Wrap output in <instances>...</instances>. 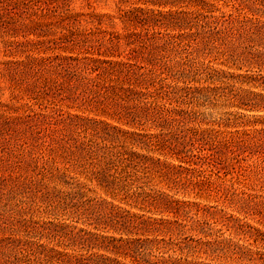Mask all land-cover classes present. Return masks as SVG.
Wrapping results in <instances>:
<instances>
[{
	"label": "trees",
	"instance_id": "trees-1",
	"mask_svg": "<svg viewBox=\"0 0 264 264\" xmlns=\"http://www.w3.org/2000/svg\"><path fill=\"white\" fill-rule=\"evenodd\" d=\"M116 1L117 12L100 13L72 9V0H0L6 46L14 49L11 55L24 56L0 63V77L13 100L35 102L22 106L27 113L16 118L8 114L19 110L0 102V136L25 135L19 127L36 136L50 130L63 135L55 145L70 164L61 178L68 189L58 198L63 213L57 215L72 223L0 213V264H126L118 257L136 264H190L149 260V244L165 240L148 237L171 233L174 224L187 226L180 220L198 204L166 190L186 193L193 160L214 159L222 151L216 144L221 132L202 127L199 108L223 100V87L190 83L229 78L264 91V75L258 74L264 70V0H238L239 11L254 14L236 18L218 14L223 0ZM209 57L224 58L223 64L244 73L212 69L202 61ZM242 92L230 98L232 106L264 111L263 92ZM56 97L94 117L35 112L33 106L54 104ZM258 216L264 228V205ZM82 221L93 229L79 228ZM199 224L202 235H212L206 221ZM110 230L118 236L107 235ZM235 230L254 243L235 246L238 261L264 264V230L242 222Z\"/></svg>",
	"mask_w": 264,
	"mask_h": 264
},
{
	"label": "rangeland",
	"instance_id": "rangeland-1",
	"mask_svg": "<svg viewBox=\"0 0 264 264\" xmlns=\"http://www.w3.org/2000/svg\"><path fill=\"white\" fill-rule=\"evenodd\" d=\"M238 4V0H223L218 4L220 10L218 14L233 15L235 18L245 14L249 16L254 14L248 9L239 11ZM118 6L116 0H72L71 8L115 13ZM260 16L262 15L258 14L257 17ZM261 19L264 20V18ZM7 41L9 38L0 31V63L24 59L21 53H18L17 56L10 54L9 50L14 51V49L6 46ZM19 41H24V39L19 38ZM24 50L26 49H21L22 52ZM26 54L36 53L28 52ZM214 58L209 57L202 61L212 69L223 70L226 74L244 73L223 64L224 58L219 60H214ZM0 68H2L1 65ZM254 71L259 72L257 69ZM258 74L264 75V70ZM196 80L190 85L213 89L223 87V100H212L211 104L199 108L204 122L202 127L221 132V136H217L220 142H216V144L222 151L215 155L214 159L210 157L206 160L198 158L193 160L196 165L193 164L192 168L196 171L187 176L192 182L186 193L181 191L175 195L174 189L172 191L164 189L176 198L190 200L198 205H193L188 209L190 214L186 221L180 220L187 225L184 229L179 230L174 224L171 233L148 236L152 240L158 237V239L164 238L166 241L160 242V244L157 242L149 244L151 254L149 260L159 262L187 259L190 264H252L238 261L234 254L237 244L254 245L252 240L237 235L235 228L242 222L250 223L264 230L258 216L264 205V148L259 147L260 145L264 146V111L239 109L232 106L229 100L232 96L243 93V90L258 93H264V91L261 87L241 85L229 78L223 79V84L210 81L207 78ZM180 85L182 86V84ZM53 101L55 103L51 105L43 104L40 101L39 105L33 106L35 112L47 114L52 110H57L64 116L85 112L89 117H94V114H90L84 108L79 109L78 104L72 101L62 100L61 97H56ZM0 102L19 110L18 113L11 111L8 114L11 118L26 114L27 112L22 108L26 103H35L34 101L20 100L18 102L13 100L11 92L7 89V83L2 77H0ZM25 130L26 128L19 127L20 134L26 133L22 136H16L13 132L12 136H0V193L4 196H2L4 200L0 204V213L6 212L11 216L13 213L17 220L27 222L41 223L56 220L67 222V216L57 215L63 213L58 209V198L68 189L61 178L64 176L65 168L70 164L62 158L61 152L55 145V141L61 139L63 135L50 130L46 131L44 136L43 134L36 136ZM78 137L83 138L84 136ZM205 152L210 154L208 151ZM69 175L71 177L78 176L71 172L68 173ZM198 181L202 182V190H200L201 187L195 186ZM79 182L85 183L86 181L83 177H79ZM154 188L164 191L159 186H154ZM197 192L203 193V196L199 197ZM90 196L96 195L90 194ZM117 203L124 209H130V206L125 203ZM54 208L56 209L54 210ZM131 211L141 213L138 209ZM161 216L148 213L146 217L161 218ZM164 218L170 221L174 220L172 215H165ZM198 221L199 223L206 221L211 226H204L211 232V236L202 235L200 229H195V226L198 228L202 226L197 223ZM67 223L72 224L71 220ZM83 224L82 221L76 225L79 228L93 229V226ZM107 235L118 236L111 230ZM170 242L173 245H170ZM118 258L126 264H136L133 263L131 257ZM140 261L141 264H144L142 260Z\"/></svg>",
	"mask_w": 264,
	"mask_h": 264
}]
</instances>
